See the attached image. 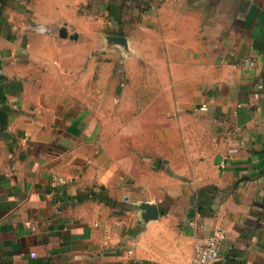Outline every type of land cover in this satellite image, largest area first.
<instances>
[{"label": "crops", "instance_id": "1", "mask_svg": "<svg viewBox=\"0 0 264 264\" xmlns=\"http://www.w3.org/2000/svg\"><path fill=\"white\" fill-rule=\"evenodd\" d=\"M218 226L264 264V0H0V264H191Z\"/></svg>", "mask_w": 264, "mask_h": 264}, {"label": "built area", "instance_id": "2", "mask_svg": "<svg viewBox=\"0 0 264 264\" xmlns=\"http://www.w3.org/2000/svg\"><path fill=\"white\" fill-rule=\"evenodd\" d=\"M254 65V61L250 58H242L239 61V66L242 69H247ZM201 110H206V106H201ZM223 166V164H222ZM222 229L216 227L211 236L203 243L196 246L191 260V264H216L220 258L219 243L221 240Z\"/></svg>", "mask_w": 264, "mask_h": 264}, {"label": "water", "instance_id": "3", "mask_svg": "<svg viewBox=\"0 0 264 264\" xmlns=\"http://www.w3.org/2000/svg\"><path fill=\"white\" fill-rule=\"evenodd\" d=\"M60 34L62 36L66 35L65 30L61 29ZM113 39L117 40L116 38H113ZM121 42H122V39H121ZM139 207L143 211V216L145 219L155 218L158 215L157 208L154 204L143 203V204H140Z\"/></svg>", "mask_w": 264, "mask_h": 264}]
</instances>
